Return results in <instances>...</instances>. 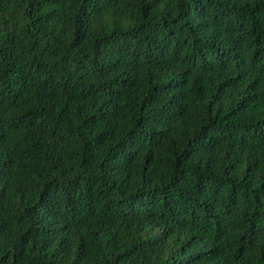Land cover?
Segmentation results:
<instances>
[{
    "label": "trees",
    "instance_id": "trees-1",
    "mask_svg": "<svg viewBox=\"0 0 264 264\" xmlns=\"http://www.w3.org/2000/svg\"><path fill=\"white\" fill-rule=\"evenodd\" d=\"M0 264H264V0H0Z\"/></svg>",
    "mask_w": 264,
    "mask_h": 264
}]
</instances>
